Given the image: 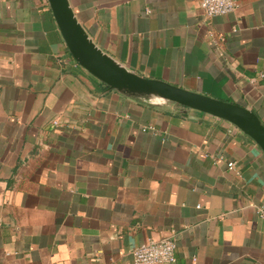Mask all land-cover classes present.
<instances>
[{
  "label": "crops",
  "instance_id": "obj_1",
  "mask_svg": "<svg viewBox=\"0 0 264 264\" xmlns=\"http://www.w3.org/2000/svg\"><path fill=\"white\" fill-rule=\"evenodd\" d=\"M238 1L212 18L200 0L70 3L132 71L264 122V0ZM105 90L48 0L0 1V264H134L165 238L172 264H264L259 146L225 120Z\"/></svg>",
  "mask_w": 264,
  "mask_h": 264
},
{
  "label": "water",
  "instance_id": "obj_2",
  "mask_svg": "<svg viewBox=\"0 0 264 264\" xmlns=\"http://www.w3.org/2000/svg\"><path fill=\"white\" fill-rule=\"evenodd\" d=\"M67 48L76 62L100 80L105 93L161 106L176 104L225 120L250 137L264 152V122L253 110L240 104L190 91L169 82L144 77L104 51L77 17L70 0H48Z\"/></svg>",
  "mask_w": 264,
  "mask_h": 264
},
{
  "label": "built area",
  "instance_id": "obj_3",
  "mask_svg": "<svg viewBox=\"0 0 264 264\" xmlns=\"http://www.w3.org/2000/svg\"><path fill=\"white\" fill-rule=\"evenodd\" d=\"M238 7V0H200V9L209 18L233 13ZM220 40L224 41L225 38L221 36ZM55 124L58 122L55 121ZM228 167L236 170V163L229 162ZM258 213L264 218V204L258 207ZM132 255L134 264H172L177 259L176 242L169 238L149 240L135 248Z\"/></svg>",
  "mask_w": 264,
  "mask_h": 264
}]
</instances>
